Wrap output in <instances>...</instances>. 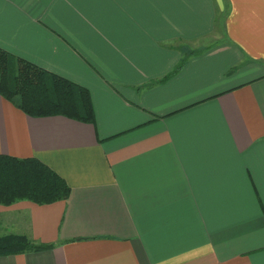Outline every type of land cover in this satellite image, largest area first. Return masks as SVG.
Returning <instances> with one entry per match:
<instances>
[{"label":"crops","instance_id":"crops-1","mask_svg":"<svg viewBox=\"0 0 264 264\" xmlns=\"http://www.w3.org/2000/svg\"><path fill=\"white\" fill-rule=\"evenodd\" d=\"M0 49L87 88L95 122L0 96V155L64 201L0 205V264H264V0H0Z\"/></svg>","mask_w":264,"mask_h":264},{"label":"trees","instance_id":"trees-1","mask_svg":"<svg viewBox=\"0 0 264 264\" xmlns=\"http://www.w3.org/2000/svg\"><path fill=\"white\" fill-rule=\"evenodd\" d=\"M0 96L30 117L63 116L94 124L90 92L69 79L0 49ZM66 181L37 159L0 155V205H49L70 195ZM53 248L26 237L0 239V256Z\"/></svg>","mask_w":264,"mask_h":264},{"label":"rangeland","instance_id":"rangeland-1","mask_svg":"<svg viewBox=\"0 0 264 264\" xmlns=\"http://www.w3.org/2000/svg\"><path fill=\"white\" fill-rule=\"evenodd\" d=\"M8 236H16V237H20L19 235H5V236H0V239H2V238H6V237H8ZM22 237H25V236H22ZM29 240V239H28Z\"/></svg>","mask_w":264,"mask_h":264}]
</instances>
